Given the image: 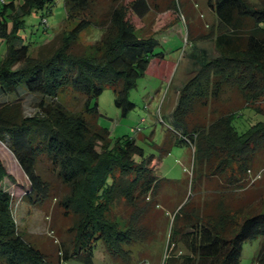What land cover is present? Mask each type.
<instances>
[{"label":"trees","instance_id":"trees-1","mask_svg":"<svg viewBox=\"0 0 264 264\" xmlns=\"http://www.w3.org/2000/svg\"><path fill=\"white\" fill-rule=\"evenodd\" d=\"M47 2L0 0V142L27 178V205L45 213L59 209L67 240L51 250L26 241L12 221L10 195L0 191V264H94L98 245L111 261L129 264L128 247L155 240L157 228L146 218L160 213V188L173 182L156 177L153 155L146 156L135 137L111 139L97 123L95 100L108 86L123 116L134 108L129 90L163 54L156 52L155 35H139L130 19L156 4L63 0L73 27L49 54L34 57L28 45L17 44V30L26 14ZM207 4L215 16V55H190L195 68L175 91L171 132L173 143L187 145L193 155L190 195L202 177L214 182L209 193L224 196L264 178L252 170L264 151V0ZM87 27L101 36L82 46L78 36ZM67 91L78 110L58 101ZM28 94L39 100L36 113L26 117L22 100ZM170 143L166 138L154 147L162 155ZM4 171L0 162V180ZM191 199L170 212L161 264H238L244 243L258 238L253 263L264 264V211L237 219L225 210L207 216Z\"/></svg>","mask_w":264,"mask_h":264},{"label":"rangeland","instance_id":"rangeland-1","mask_svg":"<svg viewBox=\"0 0 264 264\" xmlns=\"http://www.w3.org/2000/svg\"><path fill=\"white\" fill-rule=\"evenodd\" d=\"M207 1L153 0L156 6L151 5L152 9L148 14L140 19L132 16L131 23L139 35H155L159 42L156 52L163 54V60L154 64L129 90L128 100L134 104V108L125 116L114 105L111 87H104L95 100L100 114L97 123L109 130L111 139L121 136L135 137L136 144L144 150L145 155H153L157 163L153 166L154 169L156 167V177L173 182L160 188V201L163 202L159 203L160 213H150L146 218L149 228H157L155 240L134 243L128 247L129 264L162 263L169 228L167 219H170L173 207L184 202L187 196L192 198V205L207 216L225 210L237 216V219L252 212L264 211V178L244 190L234 189L236 192L232 195L218 196L209 193L214 191V182L200 177L195 191H192L195 195H190L193 155L187 145L173 143L175 136L171 132L173 126L170 112L175 104V91L187 80L188 72L195 68L190 55L197 52H203L208 57L215 55V16ZM73 25V22L66 21L63 0H48L42 10H32L24 16L22 26L17 30V44L28 45L29 52L34 57L37 54L46 56L59 45L60 37ZM100 36L99 29L87 27L79 33L78 43L87 46L99 40ZM76 51L80 52L81 48ZM183 51L190 53L182 57ZM4 53L5 43L0 40V58ZM73 96L72 92L67 91L59 94L58 101L70 111L75 108L78 110L73 103ZM6 97L11 99L13 96ZM38 100L34 95L24 96V116L29 117L36 113ZM166 138H170L171 143L166 148L168 153L161 155L154 145L162 147ZM0 162L5 170V176L0 180V191L11 197L10 213L18 234L26 241L46 250H51L54 245H60L62 242L66 243L67 236L62 228H65L67 223L62 220L60 210L53 209L45 213L27 205L24 200L29 188L27 178L6 145L1 142ZM252 170L259 174L264 173V151L256 155ZM261 242L262 239L258 238L244 243L238 264H254L253 258ZM93 263L121 264L111 261L100 245L94 251ZM64 264L84 263L69 260Z\"/></svg>","mask_w":264,"mask_h":264}]
</instances>
